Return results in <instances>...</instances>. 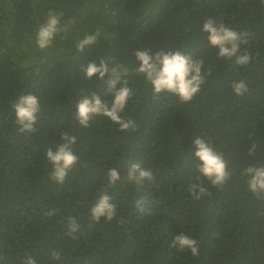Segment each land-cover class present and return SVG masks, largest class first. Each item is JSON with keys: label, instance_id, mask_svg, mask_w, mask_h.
Masks as SVG:
<instances>
[{"label": "trees", "instance_id": "16d2710c", "mask_svg": "<svg viewBox=\"0 0 264 264\" xmlns=\"http://www.w3.org/2000/svg\"><path fill=\"white\" fill-rule=\"evenodd\" d=\"M49 11L66 30L41 50L36 36ZM209 18L247 34L241 45L247 65L217 57L202 32ZM97 29V41L78 52L76 43ZM161 50L204 61L206 82L190 102L154 96L134 71L136 51ZM101 59L130 70L134 95L121 116L134 121V131L103 116L82 127L74 117L83 95L112 99L107 75L82 76V67ZM241 80L248 91L236 95L232 85ZM24 94L40 105L32 133L19 131L12 109ZM64 133L76 138L78 162L59 184L50 178L46 152L64 143ZM198 137L223 156L231 175L219 187L203 180L209 194L194 199ZM133 163L153 179L129 181ZM261 166L264 0H0V264H24L29 256L36 264H264V198L248 190L242 175ZM112 168L120 179L109 186ZM105 191L115 217L93 223L89 209ZM69 218L80 225L73 234ZM180 233L197 241L198 256L170 247Z\"/></svg>", "mask_w": 264, "mask_h": 264}, {"label": "clouds", "instance_id": "9594fccd", "mask_svg": "<svg viewBox=\"0 0 264 264\" xmlns=\"http://www.w3.org/2000/svg\"><path fill=\"white\" fill-rule=\"evenodd\" d=\"M60 15L54 11H49L46 22L39 27L36 36V43L39 49L44 50L52 46V42L58 32L66 30L60 27ZM202 32L207 34V41L213 48L218 49V58H235L237 65H247L250 62V55L245 51L241 53V45L247 44V34H241L226 26L223 22H217L211 18L207 19L202 26ZM97 29L90 35H85L76 43L77 51L82 52L86 47L93 45L100 36ZM136 60L139 67H134V71L142 75L146 82L152 86L154 96L162 93L177 97L182 103L190 102L197 95L202 85L205 84L204 73L202 72L204 61L193 59L190 55H184L179 50L165 52L163 50L150 55L148 51H136ZM84 79L91 81L98 74L99 79H104L107 75L106 93L111 96V101H104L97 94L83 95L74 113L75 119L82 127H88L90 120L96 116L109 118L113 123L119 125L121 131L135 130L136 124L131 119H123L121 113L127 102L134 95L133 90L128 86L127 77L130 74L128 67L117 64L109 68L108 64L101 59L99 66L96 61L88 62L81 69ZM210 74V73H209ZM236 95H243L248 91L246 83L241 80L232 85ZM12 109L15 114V123L20 132L32 133L36 130L37 114L40 112L38 98L33 94H24L13 100ZM64 143L56 144L46 152V160L51 164L52 170L50 178L63 184L70 170L77 164L78 156L74 154L73 145L76 142L74 136L64 133L60 137ZM193 145L196 149L194 155L198 160L196 165L197 182L189 187V192L194 199H200L207 195L208 189L204 186L203 180L210 182L212 186H222L229 178L230 172L227 162L223 156L216 152L210 142L204 138H195ZM255 145L250 149L249 154H253ZM242 175L246 177L248 190L257 197L264 198V166L248 167L242 170ZM129 181L141 183L144 180L151 181L153 174L150 170L143 169L140 164L133 163L127 173ZM120 179L117 169H109L107 180L109 186H114ZM142 201H137L139 207ZM90 220L98 223L101 218L111 221L116 214V205L111 202V197L107 192H101L95 203L89 209ZM91 226V225H90ZM69 234L75 233L80 225L75 218H69ZM170 247L178 251L189 250L193 256L199 255V245L197 241L184 233L174 236ZM52 259H59V252H52ZM24 264H36V260L29 256Z\"/></svg>", "mask_w": 264, "mask_h": 264}]
</instances>
